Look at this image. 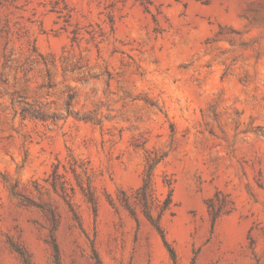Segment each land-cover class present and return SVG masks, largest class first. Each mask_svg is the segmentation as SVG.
Returning <instances> with one entry per match:
<instances>
[{
  "label": "rangeland",
  "instance_id": "1",
  "mask_svg": "<svg viewBox=\"0 0 264 264\" xmlns=\"http://www.w3.org/2000/svg\"><path fill=\"white\" fill-rule=\"evenodd\" d=\"M0 264H264V0H0Z\"/></svg>",
  "mask_w": 264,
  "mask_h": 264
},
{
  "label": "trees",
  "instance_id": "2",
  "mask_svg": "<svg viewBox=\"0 0 264 264\" xmlns=\"http://www.w3.org/2000/svg\"><path fill=\"white\" fill-rule=\"evenodd\" d=\"M169 251L171 253V256L174 258V252L169 248Z\"/></svg>",
  "mask_w": 264,
  "mask_h": 264
}]
</instances>
